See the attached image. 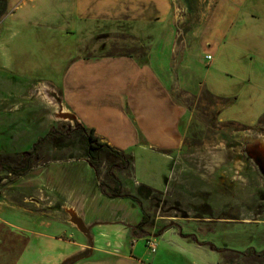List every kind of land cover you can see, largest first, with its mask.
I'll return each instance as SVG.
<instances>
[{
	"label": "rangeland",
	"instance_id": "374dc122",
	"mask_svg": "<svg viewBox=\"0 0 264 264\" xmlns=\"http://www.w3.org/2000/svg\"><path fill=\"white\" fill-rule=\"evenodd\" d=\"M201 1L159 0L158 10L149 0L128 3L124 0H7L6 11L0 17V97L5 96L9 86L23 87L22 82L26 85L40 81L62 90V74L66 75L72 59L80 55L74 54L77 47L90 45V39L96 40L94 47H98L100 36H109L105 43L111 49L103 54L106 56L102 59L104 62L99 63L104 64L97 75L99 83L119 75L129 77V80L132 78V71H125L126 68L122 66L120 68L119 62L109 65L108 60H116L110 55H118L122 51L123 47L119 46L126 45L125 49L131 51L135 46H141V51L151 48L152 63L157 64V70L163 65L162 50L167 52L174 47L175 55L182 56L184 60L186 73L176 63L171 66V74L178 79L179 87H184L190 93L189 97L181 99L180 91L176 97L182 100L190 120L181 130L183 142L175 153L172 177L176 183H172L167 194L158 191L160 194L150 198L136 194L139 183H149L152 188L160 185L156 179L158 177L150 174L149 166L158 167L162 158L156 156L158 152H149L142 147L139 132L130 136L134 139L131 144L127 141L130 134L123 132L125 135L120 136L109 133L119 125L128 126L119 116L118 89L109 90L118 85L100 87L90 94L81 90L76 100L82 108L79 113H83V119H90L103 127L105 137L118 138L115 145L121 148L122 153L132 157L134 177L127 176V172L115 171V174L123 175L124 187L145 202L144 211L147 214L164 216L165 219L182 215L194 220L211 216L220 221L203 224L194 220L183 221L184 231L196 235L200 241L211 242L215 247L224 249L217 254L215 251L208 252V246L204 245L203 254L210 257L203 256V264L205 258L208 259L205 264H264L257 259L253 262L249 255L239 257V253L247 248L255 253L264 250V208L255 211L249 208L261 206L264 200L256 199L253 192L260 183L258 173L253 174L250 171L253 168L245 166L243 158L236 159V153H242L246 142L256 141L264 149V0ZM126 7L125 13L128 15L141 12L145 24L140 21L129 23L119 16L105 19L102 15H96L105 14L109 8L121 15L120 10ZM130 26L133 29L140 26L141 32L137 29L133 32H140L144 36L152 34V37L123 40L130 33L124 32ZM81 56L87 57L82 53ZM206 56L210 58L206 59ZM34 84L29 90L31 96ZM73 94L77 95V92L73 93L72 89L69 95L63 93V103L69 109H74ZM27 105L30 107V104ZM91 106H95L94 111L87 108ZM6 107L8 103L0 100V113ZM49 113H43V120L36 117L38 123L34 122V114L29 119L19 118L12 128L3 123L9 121H5L7 115L2 118L3 114H0V141L5 142L3 146L0 145V153H14L12 157L18 159L31 149L33 143L30 142L34 139L31 130L43 134L46 121L53 120ZM65 131L66 127L58 130L64 135H54L55 140L51 142L59 145L56 146L57 150H52V145L51 148L40 149L39 155H43L44 159L29 174L13 182L11 192L19 204L12 207L13 213L26 215L22 209L28 211L31 205L27 202L29 197H25L32 192L34 195L48 181L63 195L82 190L88 195L95 187L97 191L100 190L94 170L88 163L77 159L84 156V144L76 134L67 135ZM13 138L15 143L11 140ZM104 158L102 155V162H106ZM99 166L95 169L99 183L113 186L106 175L99 173ZM218 176L223 177L224 182L237 180L235 194L231 195V190L227 189L223 190L228 193L225 195L216 190ZM124 187L121 190L127 193ZM158 201L160 207L155 206ZM110 202L121 209L120 213L124 209L133 213L135 210L131 208L138 207L136 201L130 198H114ZM202 202L209 206L207 210L210 209V214L203 212L206 215H202L199 211L198 205ZM225 203L232 206L235 213L220 214V208ZM40 212L34 211L33 215ZM233 218L243 223L240 225ZM164 248L159 245L157 251L152 253L162 255L161 264H198L199 259L194 256L179 257L176 252L172 257L175 252L172 250V259L167 258L169 255ZM213 252L215 258L212 257Z\"/></svg>",
	"mask_w": 264,
	"mask_h": 264
},
{
	"label": "crops",
	"instance_id": "0c3cea01",
	"mask_svg": "<svg viewBox=\"0 0 264 264\" xmlns=\"http://www.w3.org/2000/svg\"><path fill=\"white\" fill-rule=\"evenodd\" d=\"M124 1L125 3L130 1L143 2V0ZM149 1L152 2L154 9L159 10V0ZM201 2L203 3V0ZM125 12H127V7L120 10V13H123L121 15L109 8L106 16H119L129 23L136 24V21H140L145 24L144 19L141 18V12L135 14L132 12L131 15ZM200 17L203 18L202 14ZM156 20L157 18H155ZM129 28L127 32L124 31L130 33L124 36L123 40L152 37V34L146 36L140 34V26L138 29L136 28L140 32H133L136 29H133L132 26ZM119 47H123V49L118 55H110L114 56L113 58L116 60L110 59L108 62L109 65L119 62L120 68L121 66L126 68L125 71L130 69L133 73L130 80L129 77L124 78L119 75L115 79H105L104 82L99 83L97 78L101 71L99 68L104 66V64L99 63L104 62L102 59L106 56L82 57L81 53H88L84 51L85 47H77V52L74 54L80 55L72 59L70 66L66 69V75L62 74L63 91L51 83L50 87L56 90L62 109L65 108L71 112L75 116L76 122L85 130H92L100 142L122 152L121 148L115 145L118 138L110 137L109 139L105 137L106 131L103 127L90 119H83L81 117L83 113L81 115L79 113V109L82 108L76 102L81 90L90 94L100 87L107 88L118 85L109 88V90L118 89V96H120L119 116L128 126L119 125V128H113L109 133L120 136L125 135L123 132L130 134L127 139L129 144L134 140L130 136L136 132L140 133L142 147L149 152H158L156 156L162 158L158 167L149 166L150 174L156 175L158 177L156 179L160 181V185L153 189L167 194L172 183H176L172 177L176 162L175 153L180 149L183 142L181 130L190 120V117L187 118L186 108L182 100H178L176 97L180 91L181 99L189 97L190 93L184 87H179L178 79L171 74V66L179 63L184 72L186 67L183 65L185 63L182 56L175 55L176 49L171 47L167 52L162 50L163 65L160 70H157V64L152 63L151 48L147 51H141V46H135L131 51L125 49L126 45ZM125 75L128 76L127 73ZM71 89L73 93L77 92V95H72L74 109H69L63 103V93L69 95ZM116 93L114 92V94ZM87 108L94 111L95 106ZM129 176L134 177L133 170ZM140 184L152 186L149 183H139L138 185ZM125 190L128 191L127 194L132 195L127 188ZM90 193L86 195L82 190L76 194L70 191V193L63 195L52 182L48 181L44 183L39 192L34 194L35 206L30 204L31 207H38V202H36L38 200L46 207L39 210L41 211L39 215H33L34 211L23 209L22 211L26 215H21L18 212L13 213L11 209L14 206H2L0 204V264H61L64 260L78 255L85 257L73 264H161L163 262L162 255L155 256L145 245L149 238L153 239L157 248L159 245L165 247L164 249L169 255L166 256L167 258L172 259L177 252L179 257L194 256L199 259L198 264H203V256L210 257L203 254V248H206L203 241L198 240L196 235L184 231V229H180L181 234L183 233L180 235L178 226L166 224L170 220L167 218L166 220L164 216H151L153 221L146 225L147 220L142 222V206L139 204L137 208H131L136 213H129L126 209L120 213L121 209L118 206L114 207L110 202L114 198H109L103 192L97 191L96 187ZM56 199L61 201V206L58 207L59 203L57 202L59 209L54 210L50 206L55 205ZM99 199L102 201L99 202ZM61 209L72 212L70 214L68 211H63V214ZM142 209L145 210L144 207ZM71 215H73L72 219L70 218ZM74 216L80 218L87 231H80L74 226ZM193 220V218H179V225L182 227L183 221ZM193 222L203 224V216ZM207 246L208 252L213 251L209 245ZM171 250L175 251L173 255ZM171 255L172 257H170ZM215 255L214 253L212 257L215 258ZM205 260L204 264L208 262L207 258Z\"/></svg>",
	"mask_w": 264,
	"mask_h": 264
},
{
	"label": "flooded vegetation",
	"instance_id": "af4514ba",
	"mask_svg": "<svg viewBox=\"0 0 264 264\" xmlns=\"http://www.w3.org/2000/svg\"><path fill=\"white\" fill-rule=\"evenodd\" d=\"M107 12H108V10H107ZM106 13L105 14H99V15H102V17H105V19L110 18V17L106 16ZM88 14H91V13H88ZM94 16H95V13H94ZM78 17H81V16L79 15ZM67 33L71 34L70 31H67ZM105 34H107V33H105ZM108 35H110V34H108ZM100 37L101 38L98 39V40H100V43H99L98 47H94L95 46L94 42L96 40H93V39L89 40L88 43L90 45H85L84 51L86 53H88V54H86L87 57L88 56L89 57H95L97 55L98 56H103V54H105L107 52L108 47H107L105 41H106V39L109 38V36L104 35V36H100ZM92 40H93V42H92ZM13 80H17V79L14 78ZM39 82L40 81L31 82V83H27L26 85L22 82L23 87H18V86L11 87V86H9V88L5 91L6 98H5V96L3 98L0 97V100H3L4 102L8 103V107H6L4 109V111L0 113V114H3L2 118H4L5 115H7V117H5V121H7V119L9 120L7 123L6 122H3V123L4 124H8V126H10L12 128V127L16 126L15 122L19 118L20 119H22V118L24 119V118L27 117L29 119V118L32 117L33 114H34L33 117L35 119L34 122L38 123L36 117H40L42 119L43 118V113L44 114H47V113L50 114L49 112H51L53 120L46 121V125L44 127L45 129H44V133L43 134H36L35 133L36 131L31 130V134L34 135V139L30 142V143H33L32 145L36 144L38 139L43 138V137H47L46 141H44L43 143H41L39 145L38 151L40 149L43 150V149L51 148L50 147L51 145H52V150H57L56 149L57 145L52 144L51 142H53L55 140V136L54 135H57V136L64 135V133L62 134L61 132H58V130H63L64 127H66L65 133L67 135L68 134L69 135L70 134H76L81 139L82 143L84 144L82 135H81L79 129L77 128V126H76L77 124H79L78 122H76V121L70 122V121L64 120L62 118H57V110H58V105L60 106V98H59L56 90H54L53 88H51L50 86H48L46 84H42V83H39ZM33 83H35V84H34V86H32L33 87V92H32V96H31V93H29V90L30 91L32 90V89H30V87H31V85ZM46 86H48V87H46ZM14 88L20 89V90L16 91ZM32 102H34V103H32ZM27 104H30V107H28ZM32 104H35V105L31 106ZM11 112H12V115H10ZM60 121H62V122H60ZM64 123H66V124H64ZM58 125H60V129L58 128ZM19 129H22V127L19 126ZM22 132H24V130ZM86 132H87V130H85V133ZM11 140L13 141V143H15V139L14 138L11 139ZM3 144H5V142L4 141H0V145L3 146ZM32 147L28 151L24 152V154H22V156H25V155L27 156L31 152ZM241 150H242L241 154H240V152L236 153V156H237L236 159L240 160V157L243 158L245 160V162H244L245 166L252 167L253 169L250 170V171H253V174H257L258 173L257 175L259 176L260 183H258L257 188L253 189L254 190L253 192L255 194V198L256 199H258L259 201L260 200H264L263 199L264 198V174H263V172H264V170H263L264 154L261 155L260 144H257L256 141H254V142H252V141L251 142H246L245 146L242 147ZM13 154L14 153L10 154V153H7V152L0 153V159L2 160V162L14 166L16 161H17V159H14L12 157ZM84 155H85V152H84ZM102 155L105 156L104 159H105L106 162H104V161L102 162ZM102 155L100 156L101 161H100V166H99V169H98L99 173L101 175H107V173L110 172L115 178L120 179L123 175L119 174V176H117V174H115V171L117 173H122V172L124 173L125 172V170H121V168H120V166H121L120 161L117 160L116 158H113V157L107 155L106 153H103ZM42 159H44L43 155H39V152H37L36 155H35V160H36L34 162L35 165L37 163L41 162ZM77 159L83 160L84 162L88 163L91 166V170L92 171L94 170L93 172L95 173V179L97 180V184H99V179L96 178V173H97L96 170H95L96 166H93L90 163V161L88 160V158L85 157V156H83L82 158H77ZM34 166L29 171H27L25 174H29L30 171L34 168ZM25 174H23V175H15L13 173L0 171V204L2 206H5V205H8V206H19V204L16 202V196L11 192V190L14 188L13 187V182L15 180L17 181L18 178L24 176ZM202 177H203V175H202ZM217 180L218 181L215 182V187H216L217 191L220 190V192L224 193V195H225V194H228V193L226 191H223V190L227 189V190H231V192H230L231 195L235 194L234 187L236 186L235 184H237V180L231 179L229 182H224L223 181V177H221V176H218ZM219 181H221V182H219ZM112 185L114 186V183H112ZM99 191L101 192V189ZM255 191H257L258 195H256ZM37 192H39V191H37ZM33 193L34 192L29 193L25 197V199L29 197V201H27V200L26 201L29 204H33L35 206V204H34L35 201L34 200H36V198L33 195ZM36 202H38L37 203L38 207H30V209L28 211H39V210H42V208L43 209L46 208V207L43 206V204L40 201L37 200ZM57 202L59 203L58 207L61 206L60 205L61 201L56 199L55 200V205L54 206L52 205L50 207H52L54 210L55 209H59V208H57ZM143 203H145V202H141L140 201L139 205L145 208V205ZM160 204H161L160 201L155 202V206L160 207ZM148 206H149V204H148ZM207 206L208 205L203 204V202H202L201 204L198 205L199 211L201 213L205 212L206 214H210V212H209L210 209L207 210ZM249 208L254 210V211L256 209H263L264 208V204H262L261 206H255V205L254 206H249ZM211 209H212V207H211ZM220 209H221L220 214H222V215H225V214L228 215L230 213L231 214L235 213L234 209H232V206H230V205L227 206V203L223 204ZM63 211L64 210L61 209L62 213H63ZM67 211L70 214L72 212V211L70 212L69 210H65L64 212H67ZM206 214L203 213V215H206ZM181 216L182 215H180V217ZM72 217H73V215H71L70 218L72 219ZM180 217H176V216L169 217L170 221L168 223H166V224H168L170 226H175V225H176V227L178 226L179 234L183 235V233L181 234V232H180V229L182 230V227H180L181 225H179V218ZM181 218L186 219L183 216ZM232 220L234 222H238L240 225L243 223V221H238V220H235L234 218ZM152 221H153V219L151 218V215L149 214L148 217H147L146 225L151 224ZM218 221L219 220H217V218H214V217H211V216L208 217V218L207 217L206 218L203 217V223H214V222H218ZM141 228L142 227L140 226V229ZM203 245H209L210 246L209 248L211 250L213 249V251H215V253H217V254H219L222 250H224V249L215 247L211 242H203ZM247 255H249L252 258L253 262H256V261H254L256 259L259 260V263H261V262L263 263L264 262V250L260 251L259 253H255V251H253L252 249L247 248L245 251H242L241 253H239V257H241V258L242 257H246ZM220 257H222V256H220ZM221 259H223V257Z\"/></svg>",
	"mask_w": 264,
	"mask_h": 264
},
{
	"label": "trees",
	"instance_id": "16d2710c",
	"mask_svg": "<svg viewBox=\"0 0 264 264\" xmlns=\"http://www.w3.org/2000/svg\"><path fill=\"white\" fill-rule=\"evenodd\" d=\"M7 8V0H0V17L5 13ZM77 128L79 129L83 141H84V152L85 157L88 158L90 163L93 166H98L100 164V156L103 153H106L107 155L116 158L121 163V170H125L127 172V176L131 174L132 171V157L129 155H126L122 152L116 151L106 144L100 142L93 134L92 130H87L85 133V128H83L81 125L77 124ZM47 137H43L37 140V143L33 145L31 152L26 156H20L15 165H9L7 163L2 162L0 159V171H5L9 173H13L15 175H23L27 171H29L34 165H35V155L38 152L39 145L46 141ZM107 178L114 183V186H110L104 183H99V189H101V192H103L107 197L109 198H130L136 201V203H140V201L130 194H125L121 188L124 187V181L122 177L120 179L115 178L110 172L107 173ZM136 194L141 196L144 195L146 198H150L152 195L160 194L157 190H154L151 187L145 186V185H138L136 188ZM141 218L142 222H145L147 220V213L142 209L141 207Z\"/></svg>",
	"mask_w": 264,
	"mask_h": 264
},
{
	"label": "water",
	"instance_id": "95a60500",
	"mask_svg": "<svg viewBox=\"0 0 264 264\" xmlns=\"http://www.w3.org/2000/svg\"><path fill=\"white\" fill-rule=\"evenodd\" d=\"M57 112H59V113H57V118H62V119H64V120H68V121H70V122H74V121H76L75 116H74L71 112H69V113H67V114H62L61 101H60V106L58 105V110H57ZM261 154H263V153L261 152ZM263 165H264V162H263ZM263 170H264V167H263ZM263 174H264V172H263ZM73 224H74V226H75L78 230H80V231H83V230H84V231H87V229L84 228V226H83V224H82L80 218H78L77 216H74ZM84 257H85V256H81V255L73 256V257H71V258H69V259H67V260H64L61 264H73V263L76 262L77 260H80V259H82V258H84Z\"/></svg>",
	"mask_w": 264,
	"mask_h": 264
},
{
	"label": "built area",
	"instance_id": "2783aa9c",
	"mask_svg": "<svg viewBox=\"0 0 264 264\" xmlns=\"http://www.w3.org/2000/svg\"><path fill=\"white\" fill-rule=\"evenodd\" d=\"M205 58L206 59H209L210 56H206ZM145 245H146V247L149 249V251L151 253H154L155 252V250H156V244L153 241V239H151V238L147 239L146 242H145Z\"/></svg>",
	"mask_w": 264,
	"mask_h": 264
},
{
	"label": "bare ground",
	"instance_id": "6f19581e",
	"mask_svg": "<svg viewBox=\"0 0 264 264\" xmlns=\"http://www.w3.org/2000/svg\"><path fill=\"white\" fill-rule=\"evenodd\" d=\"M67 113H69L65 108H63L62 109V114H67ZM260 150H261V152L264 154V150H263V148L262 147H260ZM262 155V154H261ZM264 159V158H263ZM263 167H264V165H263Z\"/></svg>",
	"mask_w": 264,
	"mask_h": 264
}]
</instances>
